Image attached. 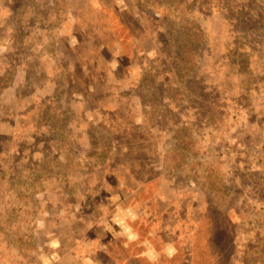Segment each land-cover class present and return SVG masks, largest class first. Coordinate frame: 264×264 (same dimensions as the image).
I'll use <instances>...</instances> for the list:
<instances>
[{
  "label": "rangeland",
  "instance_id": "rangeland-1",
  "mask_svg": "<svg viewBox=\"0 0 264 264\" xmlns=\"http://www.w3.org/2000/svg\"><path fill=\"white\" fill-rule=\"evenodd\" d=\"M0 264H264V0H0Z\"/></svg>",
  "mask_w": 264,
  "mask_h": 264
}]
</instances>
